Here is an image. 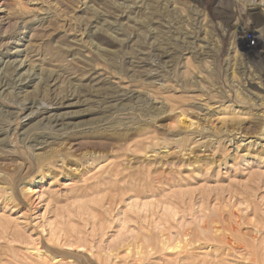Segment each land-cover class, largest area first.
I'll list each match as a JSON object with an SVG mask.
<instances>
[{"label": "rangeland", "instance_id": "374dc122", "mask_svg": "<svg viewBox=\"0 0 264 264\" xmlns=\"http://www.w3.org/2000/svg\"><path fill=\"white\" fill-rule=\"evenodd\" d=\"M262 47L264 0H0V264H264Z\"/></svg>", "mask_w": 264, "mask_h": 264}, {"label": "bare ground", "instance_id": "6f19581e", "mask_svg": "<svg viewBox=\"0 0 264 264\" xmlns=\"http://www.w3.org/2000/svg\"><path fill=\"white\" fill-rule=\"evenodd\" d=\"M263 49H264V47H262ZM262 48H260V50H258V52H260L261 51V49ZM263 51V50H262ZM56 53V52H55ZM52 55V54H51ZM17 69H18V67H16V66H12V69L11 70H9L8 71V73H6L5 74V76L3 77V79H2V87H4V86H6V85H10V83H11V81L13 80V77H14V75L16 74V71H17ZM34 78V77H33ZM48 78V77H47ZM30 79H32V78H30ZM46 80V79H45ZM44 80V81H45ZM43 81V82H44ZM26 82V80L24 81L23 80V84ZM46 82V81H45ZM0 83H1V81H0ZM22 83H21V85H22ZM11 86V85H10ZM21 89V88H20ZM112 94V93H111ZM100 95L101 96V99H103V101L104 100H106V99H108V98H110V99H115V100H119L120 102H122V101H124L125 99H128V98H130L129 96H127V97H125V95L124 94H116V95ZM31 104H33L31 101L28 103V105H31ZM110 111V109H107L106 110V112H109ZM181 115H186V114H184V112L181 114ZM59 119H54L53 121H55V122H57ZM59 123V122H58ZM108 124H110V122H107V120H106V122H103L101 125H108ZM191 124H194L193 122L191 123ZM56 125V124H55ZM61 125V124H60ZM57 126V125H56ZM115 135V134H114ZM49 137V136H48ZM95 137V136H94ZM41 138H45L46 139V135H43V136H41V135H35L34 136V138H33V141H35V142H37V144H36V146L37 145H42L43 143H45ZM41 139V140H40ZM106 140H113L112 139V137L110 136V137H106ZM42 147V146H41ZM45 178L42 176V177H40L39 178V180H38V182H42L43 180H44ZM36 183H37V181H36ZM30 190H32V188H30ZM181 246H180V244H177V246L175 247L176 249H179Z\"/></svg>", "mask_w": 264, "mask_h": 264}]
</instances>
